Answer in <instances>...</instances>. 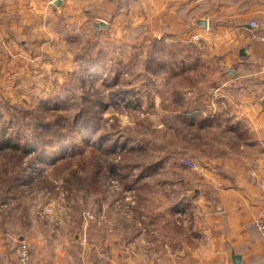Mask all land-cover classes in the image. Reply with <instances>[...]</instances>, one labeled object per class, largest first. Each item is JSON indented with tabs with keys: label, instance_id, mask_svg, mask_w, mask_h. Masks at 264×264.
Wrapping results in <instances>:
<instances>
[{
	"label": "crops",
	"instance_id": "1",
	"mask_svg": "<svg viewBox=\"0 0 264 264\" xmlns=\"http://www.w3.org/2000/svg\"><path fill=\"white\" fill-rule=\"evenodd\" d=\"M102 21L116 41L142 26L146 45L190 46L168 54L189 71V85L182 72L173 85L174 104L200 169L185 166L194 177L178 178L175 193L139 191L140 209L130 213L120 195H97L80 213L90 209L99 219L84 225L81 214L76 223L49 217L47 226L33 216L18 234L0 205V264H19L18 238L29 244L28 264H264L255 227L264 201V0H0L3 105L50 100L75 70V28L85 33ZM200 66L213 73L209 83L193 71Z\"/></svg>",
	"mask_w": 264,
	"mask_h": 264
},
{
	"label": "rangeland",
	"instance_id": "2",
	"mask_svg": "<svg viewBox=\"0 0 264 264\" xmlns=\"http://www.w3.org/2000/svg\"><path fill=\"white\" fill-rule=\"evenodd\" d=\"M105 28L88 26L85 33L75 28L69 44L75 70L59 87L55 86L50 100L37 104L24 99L16 105L0 101V133L4 127L10 128L14 139L24 146L19 150L0 149V205L6 206V223L18 226V234L23 233L21 227L25 224L32 226L33 216L35 223L47 226L50 218L76 223L82 215L84 225L86 212L96 214L90 209L80 213L82 206L94 205L97 195L127 199L121 208L125 214L139 210L138 193H175L178 178L194 177L191 172L200 169L199 165L190 171L182 163V159L193 156L191 133L189 124L178 117L180 109L174 102L179 93L173 85L180 72L188 85L191 79L185 76L189 71H180L177 59L168 54L171 50H190V46L182 44L176 49L165 43L146 45L141 40L142 26L132 27L129 32L122 29L127 31V40L120 37L116 41ZM144 49L162 50L164 56L145 58ZM89 66L106 70L101 75H87L85 83L81 74ZM203 67L193 71L202 76L200 82L209 83L208 75L213 73H206ZM84 116L97 128L92 135L79 134ZM46 123L60 124L56 130L66 131L56 135L61 137L59 142L52 137L55 128L48 124L51 130L46 129ZM24 135L41 150L45 147L43 141L48 140L51 149L47 151L52 154H40V149L25 144ZM21 167L25 174L20 188L15 187L14 180L8 184L10 171ZM133 179L138 183L137 190L131 186ZM112 180L117 186L111 184ZM18 216L21 220L17 221ZM140 221L143 223V218ZM22 242L27 243L18 238V243ZM126 264L143 263L132 259Z\"/></svg>",
	"mask_w": 264,
	"mask_h": 264
},
{
	"label": "trees",
	"instance_id": "3",
	"mask_svg": "<svg viewBox=\"0 0 264 264\" xmlns=\"http://www.w3.org/2000/svg\"><path fill=\"white\" fill-rule=\"evenodd\" d=\"M105 68V67H104ZM100 69H102V67H99V66H89V67H86V73L84 74V73H82L81 74V76H83L82 77V80L85 82V83H87V75H91V74H94L95 72H97L98 70H100ZM81 85H82V83H81ZM83 86V85H82ZM9 120V119H8ZM10 122H12V120H9ZM92 123H94L92 120H89V119H87L86 118V116H84L83 117V119H82V121H81V123H79V134L81 135V136H83V134H85V133H87L88 135H92L94 132H96V130H97V128H95L94 127V125L92 124ZM47 125H45V127H46V129H48V130H51L49 127H48V124L49 125H51V126H53L52 127V129L53 128H55L54 129V135L52 136L53 137V139H55L56 138V135H60V134H65V132L66 131H64V129L63 128H60V130L58 131V130H56V128H59L60 127V124H57V126L55 125V123H46ZM3 128V127H2ZM0 136L2 137L1 139H2V143H0L1 144V147H0V149L1 148H3V149H6V148H11V149H13V150H19L20 149V146L21 147H23V149H24V146H23V144L21 143V141H18L17 139H14V133L12 132V130L10 131V128H7V127H4L3 129H1V133H0ZM61 137H59V138H56V140H58V142H59V139H60ZM1 141V140H0ZM23 141H24V143L25 144H31V143H33V141H32V138L31 137H29V136H27V135H24V138H23ZM46 142H48V140H44L43 141V144L45 145V147H42V150L38 147V146H35V145H33V144H31V145H33V146H35L36 148H38V150L39 151H37V152H39L40 154H44L45 152L47 153H50V151H47V150H49V149H51V147H50V145H49V143H47L46 144ZM36 148H34L35 150H37ZM50 154H52V153H50ZM49 154V155H50ZM48 156V155H47ZM41 163V162H40ZM22 169H24L23 167H21V168H19V169H12L11 171H10V173H9V175H10V177L11 178H9L8 179V184L12 181V180H14L15 182H14V184H15V187H17V188H20V184H21V181H22V179H23V177H24V174L25 173H22ZM27 175V174H26ZM131 183H132V186L136 183V179H133L132 181H131Z\"/></svg>",
	"mask_w": 264,
	"mask_h": 264
},
{
	"label": "built area",
	"instance_id": "4",
	"mask_svg": "<svg viewBox=\"0 0 264 264\" xmlns=\"http://www.w3.org/2000/svg\"><path fill=\"white\" fill-rule=\"evenodd\" d=\"M250 26L253 29H257L259 27V24H258V22L256 20H252L250 22ZM4 44H5V39H4V36H3V32L0 29V48L2 46H4ZM182 163L185 166H187L188 168H190V169H198L199 168V164L196 161H194L193 159H190V158L182 159ZM33 176H34V174H33ZM111 184L112 185H116V181L112 180ZM46 210L47 211H45V212H48V209H46ZM52 210H49L50 213L52 212ZM85 218L89 219V220H91V219L92 220L99 219V218H97V216H95L91 212H86L85 213ZM255 227H256V229L258 231V234H259V237H260V241H261V243L264 246V201H263L262 207L260 209V212H259L258 216L255 219ZM84 240H85V237H84ZM15 254H16L17 258H18L19 264H27L28 261H29V258H30L29 245L27 243H25V242L19 243V245L15 249Z\"/></svg>",
	"mask_w": 264,
	"mask_h": 264
},
{
	"label": "water",
	"instance_id": "5",
	"mask_svg": "<svg viewBox=\"0 0 264 264\" xmlns=\"http://www.w3.org/2000/svg\"><path fill=\"white\" fill-rule=\"evenodd\" d=\"M106 26V23L104 21L100 22L99 25H97V27H105Z\"/></svg>",
	"mask_w": 264,
	"mask_h": 264
}]
</instances>
